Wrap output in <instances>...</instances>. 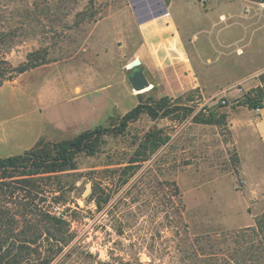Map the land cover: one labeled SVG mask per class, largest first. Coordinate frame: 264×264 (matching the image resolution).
I'll list each match as a JSON object with an SVG mask.
<instances>
[{
    "label": "rangeland",
    "instance_id": "374dc122",
    "mask_svg": "<svg viewBox=\"0 0 264 264\" xmlns=\"http://www.w3.org/2000/svg\"><path fill=\"white\" fill-rule=\"evenodd\" d=\"M184 1L173 11L184 36L194 34L189 48L196 60L203 55L205 65L209 61L211 68L227 69L229 78L264 67L263 3ZM169 2L0 0V40L4 32L19 34L10 48L0 46V56L16 66L30 53L42 51L49 62L3 85L0 124L16 116L13 108L4 105L8 97L3 95L9 94L31 102L40 101L43 91L59 90L56 101L60 107L66 112L71 109L78 117L65 119L64 135L47 141L110 127L138 104L140 95L158 98L156 91H134L127 68L135 58L131 49L138 42V24L172 12ZM208 12L235 16L240 23L231 26L233 30H257L248 37L249 46L242 48L244 55L222 56L218 53L222 45L215 37L207 45L211 23L201 21V14ZM120 22L130 28L129 34L120 31ZM223 27L215 29H227ZM210 74L222 79L216 72ZM262 74L264 71L256 78L260 83L244 89L240 97L230 93L244 88L243 84L222 92L187 93L176 99L178 105L194 111L187 119L181 117L183 113L156 120L143 114L124 134L105 136L96 155H79L77 169L61 180L67 189L62 204L54 199L62 196L60 192L40 196L46 201L36 202L38 212L55 211L69 224L57 240L44 236L28 244L22 264L48 260H52L50 264H264V237L254 233V217L264 211V179L259 178L264 176V154L247 143L240 145L239 153L230 119L250 92L264 86ZM205 107L227 115L225 122L220 126L195 123L193 118L199 112L209 114ZM18 122L26 126L27 120L19 118ZM156 131L160 138H169L167 142L157 152L137 156L146 135ZM5 149L1 156L19 153L13 143ZM131 158L140 161L131 165ZM88 186L91 190L85 196ZM18 228L26 229V224L21 222ZM23 238L19 230L9 238L6 228L0 229V239L11 244H19ZM16 252L5 261L12 262Z\"/></svg>",
    "mask_w": 264,
    "mask_h": 264
},
{
    "label": "crops",
    "instance_id": "0c3cea01",
    "mask_svg": "<svg viewBox=\"0 0 264 264\" xmlns=\"http://www.w3.org/2000/svg\"><path fill=\"white\" fill-rule=\"evenodd\" d=\"M182 2L185 1L170 0V9H172V12H170L171 20L163 16H156L151 20L140 22L136 28L138 42L133 44L135 48L134 50L131 49V52H133L135 57L134 60H141V66L143 67L141 69L150 83L149 90L143 93L156 91L158 98L166 97L176 100L196 90H200L202 93L214 90L222 92V90H227V88L232 89L235 85L243 84L244 89L247 91L257 86V82L259 84L260 81L256 78L260 72L264 71V67L229 78L226 76L229 72L227 69L221 66L211 68L212 65H210L209 61L205 65L203 55L201 56L200 54L199 58L195 59V52L189 48V43H192V38L190 37L194 34L190 32L187 36H184V33L177 25L176 13L173 11L174 6L180 5ZM180 9L183 10V8ZM201 21H207V25L211 23L207 45L215 37V40L224 49H218V53L222 54V56H229L232 53L244 55L242 48H247L251 43V39L248 40V37L252 38L257 33V30L249 28L233 30L231 26L234 27L236 24L239 26L240 23V20L236 19L235 16L225 18L224 14L219 13L217 16L213 12H208L201 14ZM218 25H224L223 28L227 29H215ZM120 26V31L129 34L130 28L127 25L120 22ZM235 44H237L236 48L232 47ZM118 46L121 47L122 45ZM211 72L218 73L217 75H221L222 79H213ZM3 87L1 86L0 89ZM47 91L49 93L43 91L44 94L40 97L42 98L40 101L33 99L31 102L19 98L17 95H3L4 99L8 97V101L4 105L8 108H13L16 116L9 119L8 122L0 124V154L6 152L5 148L12 143L14 147L17 146L18 154H21L33 148L41 139H54L57 136H63L65 133V119L70 120L73 117H78V114L73 113L71 109L66 112L64 106L60 107V104L56 101L58 100L56 96L60 93L59 90ZM230 94L236 98L240 97L241 93L234 90ZM71 106L68 105V107ZM121 106L122 104L120 103ZM19 118L27 120L26 126L18 122ZM230 119L233 139L239 153L240 145L247 143L253 151L261 149L264 154V108L251 110L247 106L240 105L231 113ZM13 154L0 155V157L6 158L13 156ZM241 169L242 174L245 175L242 168V157ZM259 178L264 179V176L262 175ZM259 210L262 211L263 208Z\"/></svg>",
    "mask_w": 264,
    "mask_h": 264
},
{
    "label": "trees",
    "instance_id": "16d2710c",
    "mask_svg": "<svg viewBox=\"0 0 264 264\" xmlns=\"http://www.w3.org/2000/svg\"><path fill=\"white\" fill-rule=\"evenodd\" d=\"M251 1L264 4V0ZM153 18L142 20V22ZM18 35L15 30L4 32L0 46L10 48L13 39L19 37ZM47 63H49L48 59L42 51L30 53L26 61L16 66L0 56V87ZM260 80L264 83V74L260 76ZM250 93L246 96L244 104L240 105L247 106L251 110L264 108L261 104L262 89L258 88ZM171 101L166 97L155 98L152 95L144 99L140 95L137 106L110 127L99 126L83 131L72 139L61 141L41 139L33 148L21 154L0 157V229L6 228V235L9 238L18 230L24 237L19 244H11L8 240L0 239V264H22L23 256H27L24 253L27 251L28 244H34L44 236L57 240L61 230L69 224L67 219L59 216L55 211L38 212L36 202L46 201L40 196L47 197L48 194L54 195L60 192L62 196L54 199L58 205L62 204V197H65L64 193L67 189L62 185L61 180L64 175L77 169L76 161L79 155H96L101 151L105 136L124 134L130 124L136 122L143 114H147L153 120L168 118L175 113L178 117H180L179 113H183L181 117L184 120L193 115V110L178 105L176 100L174 105H171ZM204 109L209 111V114L199 112L193 118L195 123L220 126L225 122L227 115H217L206 107ZM167 139L169 138H160L159 131L147 134L144 143L138 147L136 155L145 154L149 150L157 152ZM139 161L138 158H131L129 163L134 165ZM55 181L56 187L53 186ZM21 222L26 224V229H17ZM254 233L264 237V213L255 218ZM13 251L17 252L12 262L5 261V257L11 256ZM51 262L52 260H48L44 264Z\"/></svg>",
    "mask_w": 264,
    "mask_h": 264
},
{
    "label": "water",
    "instance_id": "95a60500",
    "mask_svg": "<svg viewBox=\"0 0 264 264\" xmlns=\"http://www.w3.org/2000/svg\"><path fill=\"white\" fill-rule=\"evenodd\" d=\"M141 64L142 62L140 59H135L128 65L127 68L131 72V74L129 75V82L133 90L138 93H143L142 91H145L150 87V83L146 78L144 71L140 68ZM90 190L91 187L88 186V190L85 193V196L88 195Z\"/></svg>",
    "mask_w": 264,
    "mask_h": 264
},
{
    "label": "built area",
    "instance_id": "2783aa9c",
    "mask_svg": "<svg viewBox=\"0 0 264 264\" xmlns=\"http://www.w3.org/2000/svg\"><path fill=\"white\" fill-rule=\"evenodd\" d=\"M163 17H166V18H170L171 17V13L170 12H166L165 14L162 15ZM261 89H262V96H261V104L264 105V86L261 85ZM236 91L238 93H243L244 92V88L243 87H238L236 89ZM225 103V101H224Z\"/></svg>",
    "mask_w": 264,
    "mask_h": 264
}]
</instances>
